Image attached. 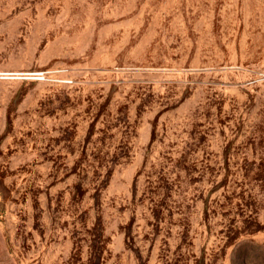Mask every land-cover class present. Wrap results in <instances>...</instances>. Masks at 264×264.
Here are the masks:
<instances>
[{"label":"rangeland","instance_id":"rangeland-1","mask_svg":"<svg viewBox=\"0 0 264 264\" xmlns=\"http://www.w3.org/2000/svg\"><path fill=\"white\" fill-rule=\"evenodd\" d=\"M0 264H264V0H0Z\"/></svg>","mask_w":264,"mask_h":264},{"label":"built area","instance_id":"built-area-1","mask_svg":"<svg viewBox=\"0 0 264 264\" xmlns=\"http://www.w3.org/2000/svg\"><path fill=\"white\" fill-rule=\"evenodd\" d=\"M33 75H35L34 77H41V78L44 77L42 73H35V74H33Z\"/></svg>","mask_w":264,"mask_h":264}]
</instances>
